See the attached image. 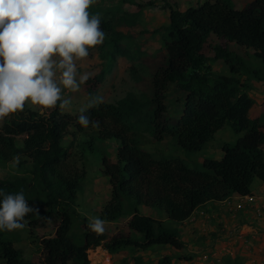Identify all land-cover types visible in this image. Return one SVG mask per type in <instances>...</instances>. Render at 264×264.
<instances>
[{"label": "trees", "instance_id": "trees-1", "mask_svg": "<svg viewBox=\"0 0 264 264\" xmlns=\"http://www.w3.org/2000/svg\"><path fill=\"white\" fill-rule=\"evenodd\" d=\"M238 2L197 0L185 10L170 6L168 24L154 31L162 30V56L150 74L149 91L88 109L92 123L87 128L76 123L79 114L59 107L42 113L26 110L1 126L0 164L17 162L24 175L0 179V189L23 191L38 209L25 217L26 229L54 230L40 240L42 264H100L97 249L109 256L132 250L131 264L154 247L181 252L185 242L179 228L195 210L248 196L256 182L264 183V103L245 92L250 81L264 82V0ZM135 3L136 12L101 18L106 34L97 46L102 67L91 91L117 58L131 57L127 42L132 36L121 28L137 25L144 6ZM89 13L97 15L93 8ZM206 51L212 52L211 59ZM210 60L223 63L229 76L213 72ZM227 122L242 136L221 144L220 160L205 159L195 168L178 156L156 158L142 147L147 133L157 143L168 136L184 152L199 153ZM100 141H115L117 147L114 160L101 158L110 200L97 213L105 221L98 234L81 215L77 194L86 178V154ZM117 222L123 223L122 230L105 228ZM16 231L0 232V260L34 264L15 248ZM157 264H173L172 257Z\"/></svg>", "mask_w": 264, "mask_h": 264}, {"label": "clouds", "instance_id": "clouds-1", "mask_svg": "<svg viewBox=\"0 0 264 264\" xmlns=\"http://www.w3.org/2000/svg\"><path fill=\"white\" fill-rule=\"evenodd\" d=\"M95 0H0V121L22 111L26 102L41 110H67L71 98L64 92H79L91 78L78 61L101 45L105 32L101 17L91 15ZM104 103L96 94L79 110L76 123H92L88 109ZM38 211L29 205L23 191L0 189V232L22 230L25 217ZM105 221L92 217L88 227L103 233Z\"/></svg>", "mask_w": 264, "mask_h": 264}, {"label": "rangeland", "instance_id": "rangeland-1", "mask_svg": "<svg viewBox=\"0 0 264 264\" xmlns=\"http://www.w3.org/2000/svg\"><path fill=\"white\" fill-rule=\"evenodd\" d=\"M196 1L197 0H95L88 11L93 8L101 18L106 17L108 19L115 18L123 13L136 12L137 6L135 2L144 6L141 10L140 18L137 19L136 26L121 28L124 33L132 36V42H127V54L131 57L117 58L111 72L105 76L104 81L97 87V90L91 91L89 85H91V81L100 72L102 59L99 56L97 46L94 49H90V56L82 61H78V65L82 72L87 71L91 73V78L85 85L81 86L79 92L72 93L65 90V97H70L72 103L69 109H62V112L70 115L79 114V110L87 104V99L91 95H102L104 97V103H116L128 93L149 91L148 84L150 74L155 65L159 62V57L162 56V30L160 32L154 31L168 24L170 6L185 10L195 5ZM249 2H251V0H239L238 6ZM163 6L165 8H163ZM205 54L210 59L213 56L211 51H206ZM256 61L260 63L259 60ZM208 63L212 67V71L216 74L229 76V71L223 63L213 60H210ZM241 81L242 83L245 82V77H241ZM247 86L245 92L257 103L260 105L263 104L264 82L250 81ZM26 110L39 113L43 111L26 102L22 111L13 113L3 121H0V128L5 122L16 118L20 113ZM241 136L242 134H236L231 123L227 122L226 125L217 132L214 139L199 153L184 152L178 148L168 136L164 138L163 142L157 143L147 133L142 137V147L152 153L156 158L160 156H178L187 161L191 168H195L203 163L205 159L220 160L222 156L221 144L224 142L233 144ZM115 146L117 147L115 141H100L96 143V148L92 153L86 154V178L83 182V189L78 192L77 197L79 211L89 222L92 217L97 216L100 209L110 200L108 180L103 176L101 171V158L102 156H106L114 160ZM23 175L24 171L18 166L17 162L0 164V179L10 180ZM122 224V222H117L107 225L105 228L109 231L117 232L122 230ZM167 225L168 227H175L173 224ZM16 232L18 233L19 241H17L14 246L21 251L23 258L34 264H42L40 259V240L43 237L52 235L54 230L41 229L31 231L24 228ZM154 248L156 249L149 253H144L141 256V262L138 264H154V262L165 255V250H163L162 247ZM174 253L176 252L174 251ZM94 254L95 256L98 255L101 257L102 260L100 264H131V259L133 258V251L129 249H122L113 256L106 255L99 249L95 250ZM172 259L177 260L178 258L176 259L175 256H172ZM0 264H5V262L0 260Z\"/></svg>", "mask_w": 264, "mask_h": 264}, {"label": "crops", "instance_id": "crops-1", "mask_svg": "<svg viewBox=\"0 0 264 264\" xmlns=\"http://www.w3.org/2000/svg\"><path fill=\"white\" fill-rule=\"evenodd\" d=\"M250 196L256 198L255 205H264V183L256 182ZM228 200L229 206L224 200L195 210L179 229L185 249L176 254L164 247V256L178 258L172 259L173 264H264V215L257 219L254 205L237 196ZM141 212L155 216L150 210L141 209Z\"/></svg>", "mask_w": 264, "mask_h": 264}, {"label": "built area", "instance_id": "built-area-1", "mask_svg": "<svg viewBox=\"0 0 264 264\" xmlns=\"http://www.w3.org/2000/svg\"><path fill=\"white\" fill-rule=\"evenodd\" d=\"M228 199H226L224 201L227 206H229L230 203H231ZM240 199L246 201L247 203H250L251 205H254L253 206L254 214H255V217L257 219H260L261 217H263V215H264V205H255V202H256V198L255 197H251L250 195H248V196L242 197ZM240 237H241V235H239V238Z\"/></svg>", "mask_w": 264, "mask_h": 264}]
</instances>
